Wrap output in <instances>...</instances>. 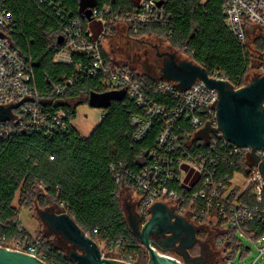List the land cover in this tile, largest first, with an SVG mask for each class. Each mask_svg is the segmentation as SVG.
Instances as JSON below:
<instances>
[{"label":"trees","instance_id":"1","mask_svg":"<svg viewBox=\"0 0 264 264\" xmlns=\"http://www.w3.org/2000/svg\"><path fill=\"white\" fill-rule=\"evenodd\" d=\"M95 1L93 9L109 6L111 12L127 13L139 0ZM224 3L225 0H209L202 5L200 0H169L165 5L166 24H141L131 29L133 32L136 28L137 35L164 34L190 61L203 66L210 74L220 70L233 86L241 87L250 70L253 53L251 46L243 47L226 27ZM4 6L14 25L10 39L33 66L36 87L46 102L42 105L43 112L54 115L64 111L69 127L66 135L55 131L52 136H46L16 126L15 132L0 139V238H6L8 245L14 237L28 236L15 221L19 209L14 202L20 193V205L24 207L38 191L39 207H47L51 202L62 204L63 213H68L93 240L116 249L122 257L132 258L135 264H148V252L127 222L119 197L121 186L117 184L112 167L117 171L139 172L148 162L159 126L154 124L146 138L136 142V128L131 121L141 114V109L124 90H111L101 84V76L86 74L91 57L75 53L71 63L54 62L58 51L66 45L65 41L59 44L64 23L57 13L58 6L72 18L80 19L85 32L92 28L97 36L103 29L99 22L89 21L80 13V0H4ZM255 53L264 55L262 50ZM102 54L105 62L111 63L103 49ZM135 78L147 84L156 81ZM71 79L73 85L64 94H53L57 85ZM82 93L86 95V103L105 112L101 123L88 137H82L72 125L77 110L67 103ZM93 95L102 98L94 102ZM156 101L167 103L162 97ZM222 170L233 175L238 169L227 171L222 167ZM239 201L264 208V192L259 200L254 188L249 186ZM249 229L258 235L264 234V224L254 222ZM41 238L48 264H74L50 241ZM143 253L142 261H137Z\"/></svg>","mask_w":264,"mask_h":264},{"label":"built area","instance_id":"2","mask_svg":"<svg viewBox=\"0 0 264 264\" xmlns=\"http://www.w3.org/2000/svg\"><path fill=\"white\" fill-rule=\"evenodd\" d=\"M168 1L139 0L133 3L131 11L127 13L111 12L109 6L95 8L92 10V19L103 28L97 36L93 32H85L80 19L72 18L58 6L60 10L57 13L64 23L62 37L66 45L58 51L54 62L71 63V56L75 53L91 57L92 62L86 68V74L101 76V84L111 90H124L128 98L141 109V114L134 116L131 121L136 128V142L143 141L154 124L159 126V133L148 154V162L139 172L117 171L112 167L117 184L129 186L140 195L137 213L141 227L151 219L153 205L164 203L193 224L199 234L205 230L226 231L227 238L215 240V246L222 255L218 262L235 264L234 259L239 253L244 260L254 247L257 258L250 264H264V234L258 235L256 231L250 232L248 229V225L254 222L264 224V208L242 204L239 201L242 192L234 186L236 175H240L247 182V187L253 186L254 194L261 200L264 179L260 164L264 161V149L255 151L258 158L256 162L252 157V148L236 146L224 137L218 130V92L208 88L202 81H197L186 90L165 79L147 84L137 80L128 69L106 63L103 58L101 39L111 31L113 25L126 23L132 27L166 24L165 5ZM208 1L200 0V4ZM160 2L162 5H159ZM222 10L226 27L243 47L250 46V26H256L264 36V0H225ZM13 26L4 0H0V31L3 33L0 37V106L8 107L33 99L13 110L14 118L11 121L0 122V139L15 132L16 126L30 128L46 136H52L55 131L66 135L69 126L64 111L52 115L42 110L46 102L36 87L33 66L10 39ZM133 33H137L136 28ZM263 76L264 55L255 73V77ZM210 77L230 83L220 70L213 71ZM72 85V79L59 84L53 94L62 95ZM233 87L240 89L243 86ZM158 97L165 98L167 103L157 102ZM222 167H226L227 171L238 170L230 175ZM210 231L206 233L208 236ZM241 237L250 244L244 246ZM6 240L0 238V246L29 254L48 264L43 238L28 235L17 241L14 247L7 245ZM158 253L180 264H187L176 251ZM116 260L135 264L132 258L121 257ZM202 264H206V261H202Z\"/></svg>","mask_w":264,"mask_h":264},{"label":"water","instance_id":"3","mask_svg":"<svg viewBox=\"0 0 264 264\" xmlns=\"http://www.w3.org/2000/svg\"><path fill=\"white\" fill-rule=\"evenodd\" d=\"M159 5H162V2ZM95 6V0H80V13L90 21ZM2 36L0 31V37ZM63 42L64 38L61 36L59 44ZM158 55L166 57L161 78L177 83L182 90L202 81L208 88L218 92V130L230 143L252 148V157L257 162L255 151L264 149V76L255 77L246 86L235 89L224 80L211 78L206 68L190 60L179 61L177 55L171 53ZM27 101L32 102L33 99L29 98L8 107L0 106V122L11 121L14 118L13 110ZM260 172L264 179V161L260 164ZM37 214L51 233L61 235L73 247L67 256L74 264H127L105 258L100 245L89 237L68 213L39 208ZM151 214V219L143 227L136 215L129 213L127 217L131 232L150 256L148 264H180L159 254L158 251H176L187 264H198L204 260L205 253L202 250L199 256H192L190 253L198 242V230L185 217L177 215L164 203L153 205ZM0 264L46 263L29 254L0 246Z\"/></svg>","mask_w":264,"mask_h":264},{"label":"rangeland","instance_id":"4","mask_svg":"<svg viewBox=\"0 0 264 264\" xmlns=\"http://www.w3.org/2000/svg\"><path fill=\"white\" fill-rule=\"evenodd\" d=\"M130 24L119 23L112 26V29L109 33L101 39V48L103 52L108 56L110 62L114 63L117 66L124 67L129 70L131 75H135L138 79H148L152 78L155 80L163 79L160 74L162 72L158 70V66H163V59L158 58L157 53H171L177 55V60H190L182 50L179 48H174L170 40L164 35L158 32L146 33L143 35H137L132 32ZM250 33V46L252 49V64L250 70L243 80V87L249 84L254 78L255 73L260 65L261 55H257L255 52L262 50L264 52V36L263 33L256 28V26H250L248 29ZM134 76V77H135ZM159 76V77H156ZM102 96H95L92 98L94 102L101 100ZM73 109L77 110L76 120L74 126L79 130L82 137H88L92 129L97 126L99 117L101 116L102 110L91 107L86 103V95L82 93L80 97L75 98L72 101L67 102ZM239 179V180H237ZM234 184L236 185V190H244L247 187V182L244 179L240 178V175H236ZM253 187V186H252ZM40 192L37 191L30 202L27 203L24 207L20 205V193L17 194V198L14 202V206L19 209V215L15 220L18 225H20L29 236L32 237H44L50 243L59 249L65 255L73 249V247L67 243L61 235H55L51 233L48 227L40 220L37 209H46L51 208L57 213H63L62 204H56L51 202L47 207H39L37 205V200L39 198ZM120 202L122 208L126 214V218L129 213L138 215V205L140 202V195L138 192L134 191L129 186H122L120 193ZM211 232V233H210ZM209 236L212 237V240L215 237L216 232L210 231ZM198 235V234H197ZM209 236L205 232H201L198 238V242L194 248L190 250L192 256H199L201 250L205 253L206 264H216L215 258L213 257L214 252V242L209 240ZM90 237V236H89ZM21 239L12 238L8 245L14 247L17 241ZM104 257L118 259L121 258V253L116 249L108 248L107 245L103 242H99ZM241 241L244 246H248L250 242L246 238L241 237ZM144 248V246H143ZM144 250H146L144 248ZM144 253L137 259V261H142ZM257 258V251L252 247L251 254L246 257L244 260L241 259V254L239 253L237 258L234 259L235 264H250L254 259ZM222 264V261L218 262ZM198 264H202L199 262Z\"/></svg>","mask_w":264,"mask_h":264},{"label":"crops","instance_id":"5","mask_svg":"<svg viewBox=\"0 0 264 264\" xmlns=\"http://www.w3.org/2000/svg\"><path fill=\"white\" fill-rule=\"evenodd\" d=\"M92 28H89L88 29V31H90V32H93L92 30H91ZM112 63V62H111ZM105 115V112L104 111H102V113H101V116L99 117V120H98V124H97V126L101 123V120L103 119V116ZM72 125L74 126V122L72 123ZM97 126H95L93 129H92V131H91V133L93 132V130L97 127ZM74 128L75 129H77L76 128V126H74ZM78 130V129H77ZM79 131V130H78ZM91 133H90V135H91ZM89 135V136H90ZM237 180H239V179H237ZM234 186H236L235 184H234ZM248 187H246L244 190H239V192H245L246 191V189H247ZM252 224V223H251ZM249 227H250V224L248 225V229H249ZM208 231H210V230H205V233H207L208 234ZM213 231V230H212ZM249 231L251 232V231H255V230H251V229H249ZM202 232V231H201ZM200 232V233H201ZM214 232V231H213ZM216 232V231H215ZM228 232V231H227ZM211 233V232H210ZM217 237L219 236V239H217V237L215 236V237H213L214 239L212 240V237H210L209 236V240H211V241H213L214 242V252H212L213 253V257H210V258H215V260H216V262H218V260H220V258H221V252H220V250L215 246V240L216 241H218V240H220V239H222L223 237L224 238H227L228 236V234L226 235V231L224 230V231H221V232H216V234H215ZM198 236H199V233H198ZM221 237V238H220ZM248 250V249H247ZM249 253V252H248ZM251 254V253H250ZM219 258V259H218Z\"/></svg>","mask_w":264,"mask_h":264},{"label":"flooded vegetation","instance_id":"6","mask_svg":"<svg viewBox=\"0 0 264 264\" xmlns=\"http://www.w3.org/2000/svg\"><path fill=\"white\" fill-rule=\"evenodd\" d=\"M158 54H159V53H157L158 58H162V59H163V66H162V67H161V66H158L157 68H158L159 71L162 72V69H163L164 64H165V59H166V57H159ZM160 76H161V74H160ZM156 77H159V76H156Z\"/></svg>","mask_w":264,"mask_h":264}]
</instances>
